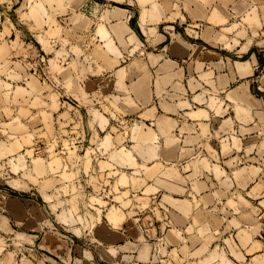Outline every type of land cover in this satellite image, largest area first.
Instances as JSON below:
<instances>
[{"label":"rangeland","instance_id":"rangeland-1","mask_svg":"<svg viewBox=\"0 0 264 264\" xmlns=\"http://www.w3.org/2000/svg\"><path fill=\"white\" fill-rule=\"evenodd\" d=\"M136 1L0 0L10 42L0 60V264H190L172 255L166 231H206L200 224L207 218L216 233L207 240V254L218 256L211 264H252L238 231H254L252 240L264 250V211L248 227L237 221L242 212L234 193L203 201L190 171L195 157L180 155L188 172L173 170L166 156L172 142L161 141L146 121L143 109L161 104L171 90L157 85L162 65L173 62L167 57L176 30L163 29V59H150L154 51L139 35L114 26L118 9ZM243 31L233 24L228 38L250 40ZM262 70H255L256 81ZM145 77L142 100L134 86ZM235 86L209 93L224 118L235 116L228 95ZM253 88L264 99L257 82ZM258 132L264 138L261 126ZM224 139L223 152L242 143L237 131ZM162 145L164 154H156ZM240 158L233 164L241 165ZM182 199H190L187 212Z\"/></svg>","mask_w":264,"mask_h":264},{"label":"crops","instance_id":"crops-1","mask_svg":"<svg viewBox=\"0 0 264 264\" xmlns=\"http://www.w3.org/2000/svg\"><path fill=\"white\" fill-rule=\"evenodd\" d=\"M136 2L135 5H126L125 9H118L119 19L114 20V26L135 38L141 37L146 46L154 51L150 59H163L158 53L159 45L165 38L161 33L163 29L173 27L176 30L170 44V55L167 57L173 62L162 63L160 83L157 85L159 91L163 92L166 85L171 90L161 104L147 105L143 109L142 113L149 118L146 121L155 124V133L161 141L168 139L172 142L166 156L175 164L173 170L177 166L179 170L188 172L183 169L178 157L183 154L195 157L192 163L195 167L190 171L193 173L195 169L197 173L196 178L193 176L194 182L196 180L193 185L199 190L203 201L212 202V196L216 193H225L221 196L226 195L227 198L234 193L242 212L237 221H242L248 227L257 226L255 215L264 211V138L258 134L260 126L264 129V99L257 98L250 89L253 91L254 83L257 82L260 85L258 91L264 90V0ZM4 23L0 13V60L10 47V42L6 40L8 28ZM233 24H240L243 32L250 35L251 39L235 42L228 38L227 30ZM13 52L12 45L11 53ZM95 54L106 65L111 64L103 53L96 50ZM234 56L238 60L231 63ZM261 66L262 76L256 81L253 76ZM246 79L248 83H245ZM239 80L244 82L238 84ZM157 82L156 76V84ZM140 83L141 85L134 86V91L140 99L145 100L147 77L141 79ZM230 84L236 85L228 94L235 110L232 119L221 116V106H213L209 95L222 92ZM235 131L241 136L242 143L238 142L236 147H229V151L223 152L221 145L225 142L224 138ZM137 136L145 139L142 134L137 133ZM216 141L219 143L218 147H215ZM185 142L186 147H182ZM163 145L156 154H164ZM149 151V155L153 156L152 150ZM240 157L244 161L239 163L241 165H234L235 159L239 161ZM192 164L189 160L188 167H192ZM198 164H203V171H199ZM208 169L213 173H209ZM199 172L203 174H198ZM173 188L178 191L180 185L177 189L173 182ZM212 188L219 190L213 193ZM193 192L191 189V193ZM191 195L199 196L195 192ZM184 200L190 203V199H182L179 206L183 212H187L189 207ZM203 217L198 216L199 219ZM200 225L207 230L166 231L172 255L177 254L190 264H211V261L218 258L217 254H207V240L216 234L215 231H210L212 221L207 218V224ZM238 233L240 243L253 255L250 259L252 264L260 263L264 259V250L252 240L254 231Z\"/></svg>","mask_w":264,"mask_h":264}]
</instances>
